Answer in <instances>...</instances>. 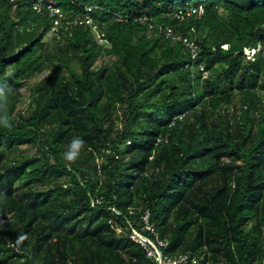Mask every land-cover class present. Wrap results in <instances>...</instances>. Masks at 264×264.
<instances>
[{"label":"trees","instance_id":"1","mask_svg":"<svg viewBox=\"0 0 264 264\" xmlns=\"http://www.w3.org/2000/svg\"><path fill=\"white\" fill-rule=\"evenodd\" d=\"M0 89V264L264 258V0H0Z\"/></svg>","mask_w":264,"mask_h":264},{"label":"built area","instance_id":"2","mask_svg":"<svg viewBox=\"0 0 264 264\" xmlns=\"http://www.w3.org/2000/svg\"><path fill=\"white\" fill-rule=\"evenodd\" d=\"M44 6L47 7L50 12V15H52L54 18V26L52 28L53 31H58V29L62 26L65 13L60 7L55 6L53 3H43L42 1L36 3L34 9L37 12H42ZM88 9L90 10L91 8ZM203 11L204 9L202 6H190L186 9V11H184L183 9L179 10L178 17L184 18L186 14L190 15L192 13L197 12L202 13ZM77 22H79L80 24H91L92 19L91 17L87 16L83 19L77 17L73 20H71V18H68L66 20L67 25ZM169 34L170 32H167V35ZM176 39L183 40L185 44L190 46L192 50L195 51L194 44L190 42L188 38H182L180 36H177ZM130 211L131 213L135 214L139 212L143 213L141 219V229L132 226V232L130 235L131 238L134 239L145 252V257L147 260L142 264H201L199 259L196 258V256H193L190 252H183L175 255L166 253V250L169 247V241L167 239L162 238L157 232L155 224L151 221V213L149 210L143 211L141 209H138L137 212H134L133 210ZM117 213L120 214V212L118 211ZM11 246H13V244H11ZM253 264H264V258Z\"/></svg>","mask_w":264,"mask_h":264},{"label":"clouds","instance_id":"3","mask_svg":"<svg viewBox=\"0 0 264 264\" xmlns=\"http://www.w3.org/2000/svg\"><path fill=\"white\" fill-rule=\"evenodd\" d=\"M56 6V5H55ZM58 7V6H57ZM88 16V15H87ZM85 16V18L87 17ZM90 17V16H89ZM92 19V18H91ZM53 26H54V22H53ZM52 26V28H53ZM58 31L54 32L53 29L51 31V33H57ZM248 51V54L251 53V50L249 49H245V51ZM246 53V52H245ZM0 97H3V90L0 89ZM0 123H3L5 126H10L9 125V121H8V117L7 115L0 117ZM84 145V141L80 138H75L73 139V141L70 144L69 150L64 154V158L68 161H74L78 155H79V151L82 149ZM21 239H24V237H21Z\"/></svg>","mask_w":264,"mask_h":264},{"label":"rangeland","instance_id":"4","mask_svg":"<svg viewBox=\"0 0 264 264\" xmlns=\"http://www.w3.org/2000/svg\"><path fill=\"white\" fill-rule=\"evenodd\" d=\"M52 37H53V34L50 33V34H48V35L46 36V40H47V41H51ZM245 52H246V54H248V51H247V50H246ZM251 55H253V52L251 53Z\"/></svg>","mask_w":264,"mask_h":264}]
</instances>
